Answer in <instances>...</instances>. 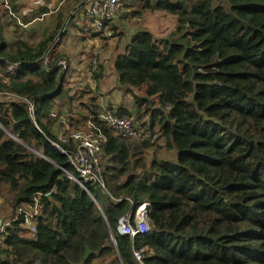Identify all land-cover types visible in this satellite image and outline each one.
<instances>
[{"label": "trees", "instance_id": "obj_1", "mask_svg": "<svg viewBox=\"0 0 264 264\" xmlns=\"http://www.w3.org/2000/svg\"><path fill=\"white\" fill-rule=\"evenodd\" d=\"M80 1L62 0L35 42L18 31L8 43L0 11V182H15L18 202L37 200L39 210L31 235L22 216L5 226L0 264H137L133 250L144 264H264V0H135L176 21L168 37L141 30L113 62L118 84L145 96L136 117L116 114L133 115L139 132L144 110L149 135L116 137L95 103H80L85 113L67 123L94 124L105 138V190L89 186L98 206L58 169L72 171L52 145L70 150L54 131L65 73L56 53L43 63ZM9 2L18 16V2ZM38 13L46 17L47 5ZM159 141L175 160L155 158ZM143 203L149 233L120 235L118 220Z\"/></svg>", "mask_w": 264, "mask_h": 264}, {"label": "rangeland", "instance_id": "obj_2", "mask_svg": "<svg viewBox=\"0 0 264 264\" xmlns=\"http://www.w3.org/2000/svg\"><path fill=\"white\" fill-rule=\"evenodd\" d=\"M50 1L18 0L17 16L13 12L12 3L9 0L6 2L0 0V11L2 13L4 10L6 11V14H1L6 41L11 43L13 35L18 34V31L22 32L30 42L39 40L49 27V16L55 15L59 10L61 0H52V2L55 1L54 3H50ZM136 1H121L119 12L113 23L103 32L97 31L98 33L94 34L96 33L94 29L86 28L84 18L80 16L83 14L82 12L76 14V17H79L84 23L80 34L71 29V24L64 23L62 37L54 39L51 46H55V52H53L60 58L58 65L62 67L60 64L62 62L65 67L62 70L65 73V78L62 97L59 100L65 99L66 105H62L63 100L57 101L56 104L60 103V106L59 108L55 107L54 111L55 114L58 113L56 124L61 123L55 126L54 131L61 141L64 139L69 141L73 132L77 131L70 128L67 123L69 117H77L85 113L82 111L80 103H95L102 109L103 107L105 109L109 107L113 109L124 108L136 117L137 100L139 97H145L144 93L142 90L135 89L127 93L118 84L113 62L116 56L123 52L130 38L141 30L150 31L156 37L163 38L168 37L173 32L176 23L175 18L168 13L141 8V4L136 5ZM125 2L127 5L124 4ZM44 5H47V16L40 18L38 12ZM10 10H12V15H10ZM16 16L21 23L23 19H26L30 24L18 25L14 18ZM87 98H93V100L88 101ZM140 114L142 118L138 124L141 129L133 142H138L149 135L147 131L150 122L148 113L141 110ZM155 150V158L157 159L172 161L176 159V152L173 151L172 153L166 150L162 141L157 142ZM18 194L19 187L15 182H0V226L4 227L12 219H16L20 210L27 213L34 211L30 205L18 202ZM105 197L104 193H99L98 202H104ZM3 230L0 228V233ZM108 261L106 257L90 260L88 264H107Z\"/></svg>", "mask_w": 264, "mask_h": 264}, {"label": "built area", "instance_id": "obj_3", "mask_svg": "<svg viewBox=\"0 0 264 264\" xmlns=\"http://www.w3.org/2000/svg\"><path fill=\"white\" fill-rule=\"evenodd\" d=\"M122 0H83L81 9L83 16L88 21L89 26L95 31L103 32L113 23L114 18L119 12ZM57 40V39H56ZM55 43V42H54ZM53 46H51L43 56V63H48ZM62 68L65 67L60 62ZM27 110L30 116L33 115V104L27 102ZM117 109L113 111L103 107L97 119L103 123L105 127L110 129L113 134L120 139H134L138 135L137 125L133 115H117ZM105 141L104 136L94 124H90L85 130L74 131L69 141L64 139L63 142H70V150L65 151L59 145H52L64 155L67 156L69 168L71 172L64 167H58L67 178L75 182L80 188L88 194L96 206L98 203L91 195L89 186L98 185L105 190V183L102 176V167L100 159L102 157V145ZM148 203H143L136 208L131 215H126L118 220L117 231L120 235L128 236L133 240L136 235H146L151 227L149 223V211H147ZM32 213L19 211L18 216L23 218V226L31 235L35 232L36 217L39 213L38 203L35 200ZM9 225V223H8ZM6 225V226H8ZM5 227V226H4ZM0 226L1 230L4 228ZM2 233H0L1 237ZM133 257L137 264L143 263V251L133 250Z\"/></svg>", "mask_w": 264, "mask_h": 264}, {"label": "crops", "instance_id": "obj_4", "mask_svg": "<svg viewBox=\"0 0 264 264\" xmlns=\"http://www.w3.org/2000/svg\"><path fill=\"white\" fill-rule=\"evenodd\" d=\"M16 1H18V0H16ZM50 0H48V2H49ZM56 1V0H55ZM54 1V2H55ZM54 2H52V0L50 1V3H54ZM82 2H83V0H81L80 1V4H78V5H76L74 8H72V10H71V12L68 14V16H67V18H66V20H65V22L64 23H66L67 25H69V24H71V29L73 30V31H75L76 33H78V34H80L81 33V28H83V25H84V23H83V20L85 21V26H87L86 28H89V29H91V30H93L90 26H89V24H88V21L86 20V18L83 16V14H81L80 16H83V20H81L79 17H76V14H78V13H82V9H81V4H82ZM61 4H62V0H61V2H60V6H61ZM51 5V4H50ZM59 6V7H60ZM49 10V9H48ZM81 24V25H80ZM60 32H62L63 33V28L61 29V31ZM60 32H58V34L56 35V37L55 38H59V37H62V36H60ZM94 32H96V33H94V34H97L98 32L97 31H95L94 30ZM61 40V39H60ZM50 47H51V45H50ZM49 47V48H50ZM48 48V49H49ZM54 48H55V46L53 47V49L51 50V52L52 53H54L55 51H54ZM54 51V52H53ZM50 52V53H51ZM55 54V53H54Z\"/></svg>", "mask_w": 264, "mask_h": 264}, {"label": "water", "instance_id": "obj_5", "mask_svg": "<svg viewBox=\"0 0 264 264\" xmlns=\"http://www.w3.org/2000/svg\"><path fill=\"white\" fill-rule=\"evenodd\" d=\"M61 85V84H60ZM150 210V205H148V208H147V211H149Z\"/></svg>", "mask_w": 264, "mask_h": 264}]
</instances>
